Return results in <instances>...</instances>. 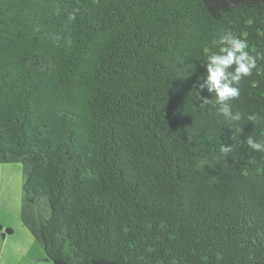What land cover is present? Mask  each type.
Returning a JSON list of instances; mask_svg holds the SVG:
<instances>
[{
	"label": "trees",
	"instance_id": "obj_1",
	"mask_svg": "<svg viewBox=\"0 0 264 264\" xmlns=\"http://www.w3.org/2000/svg\"><path fill=\"white\" fill-rule=\"evenodd\" d=\"M225 31L257 65L235 122L199 87ZM248 136L264 0H0V164H22L21 221L54 264H264Z\"/></svg>",
	"mask_w": 264,
	"mask_h": 264
},
{
	"label": "clouds",
	"instance_id": "obj_2",
	"mask_svg": "<svg viewBox=\"0 0 264 264\" xmlns=\"http://www.w3.org/2000/svg\"><path fill=\"white\" fill-rule=\"evenodd\" d=\"M213 47L216 45H228L220 47L219 52H213L207 56L206 70L207 77L204 84L199 87L207 88L209 93L215 95L216 104L221 107L218 111L226 120L239 121V113H233L232 101L240 94L239 84L245 77L251 76L257 67L256 60L249 55L248 43L245 39L233 35L231 31H225L214 40ZM235 66L234 71H229ZM256 115H250L249 121H254ZM247 146L256 152L264 153V139L257 141L251 136L246 138ZM223 152L230 151V147L221 146Z\"/></svg>",
	"mask_w": 264,
	"mask_h": 264
},
{
	"label": "rangeland",
	"instance_id": "obj_3",
	"mask_svg": "<svg viewBox=\"0 0 264 264\" xmlns=\"http://www.w3.org/2000/svg\"><path fill=\"white\" fill-rule=\"evenodd\" d=\"M22 182L21 163L0 164V264H54L21 221Z\"/></svg>",
	"mask_w": 264,
	"mask_h": 264
}]
</instances>
